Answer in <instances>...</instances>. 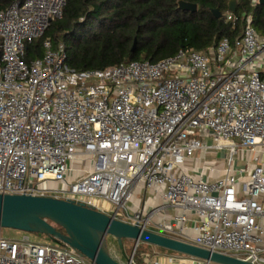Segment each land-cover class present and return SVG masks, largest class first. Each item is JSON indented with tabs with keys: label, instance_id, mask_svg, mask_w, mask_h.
Here are the masks:
<instances>
[{
	"label": "built area",
	"instance_id": "built-area-1",
	"mask_svg": "<svg viewBox=\"0 0 264 264\" xmlns=\"http://www.w3.org/2000/svg\"><path fill=\"white\" fill-rule=\"evenodd\" d=\"M65 4L19 0L0 11V194L73 201L264 264V36L252 15L239 37L208 53L180 49L157 62L76 73L64 42L54 47L46 39L44 55L26 61L27 45L62 17ZM227 20L238 18L229 12ZM219 151L230 158L218 179L186 170ZM239 152L249 155L243 166L234 165ZM75 162L87 166L78 172ZM141 186L161 202L133 207ZM133 241L122 264H216L151 244L138 261L144 243ZM0 264L96 263L24 232L0 235Z\"/></svg>",
	"mask_w": 264,
	"mask_h": 264
},
{
	"label": "trees",
	"instance_id": "trees-1",
	"mask_svg": "<svg viewBox=\"0 0 264 264\" xmlns=\"http://www.w3.org/2000/svg\"><path fill=\"white\" fill-rule=\"evenodd\" d=\"M17 1L0 0V11ZM183 1L197 4V10H181L179 0H66L62 17L27 45L25 59L31 62L41 58L46 39L54 47L64 42L66 63L77 73L101 71L131 61L157 62L180 49L208 53L220 40L239 37L247 14L252 15L255 29L264 36V5L259 2L236 0L234 14L238 20L233 23L227 20L230 0ZM214 9L220 10V18ZM141 248L135 256L138 261Z\"/></svg>",
	"mask_w": 264,
	"mask_h": 264
},
{
	"label": "water",
	"instance_id": "water-1",
	"mask_svg": "<svg viewBox=\"0 0 264 264\" xmlns=\"http://www.w3.org/2000/svg\"><path fill=\"white\" fill-rule=\"evenodd\" d=\"M179 8L195 12L197 4L179 0ZM264 5V0H259ZM237 9L236 0H230L229 12ZM220 18L222 13L214 9ZM136 47V41L133 50ZM1 53V50H0ZM64 231L58 230L55 225ZM46 234L52 241L61 242L82 253L96 264H122L108 250L109 235L116 238L126 256L124 239L138 240L159 248L212 261L216 264H253L250 261L201 248L194 244L142 229L99 212L84 204L53 197L25 194H0V229Z\"/></svg>",
	"mask_w": 264,
	"mask_h": 264
},
{
	"label": "rangeland",
	"instance_id": "rangeland-1",
	"mask_svg": "<svg viewBox=\"0 0 264 264\" xmlns=\"http://www.w3.org/2000/svg\"><path fill=\"white\" fill-rule=\"evenodd\" d=\"M70 40V37L66 39L68 42ZM213 58V57H211ZM70 68V67H69ZM70 70L73 71L72 68ZM77 73V72H76ZM215 153V159L219 162H223L227 164L229 162V155L227 151H219V152H214ZM249 155L248 153H242L239 152L236 154L233 159H234V165L235 166H243L247 161H248ZM87 164L84 162H75L73 164V167L76 169V171L80 172V170L85 167L86 168ZM55 186V184H54ZM57 186V185H56ZM59 186V184H58ZM24 232L15 230V229H10V228H2L0 229V235L4 238H17L21 236ZM30 236L32 237L33 240L39 242V243H44V244H50L53 243V241L46 235V234H40V233H30ZM107 246L108 250L110 251L112 256H115L116 258L119 259L121 263H125L127 259L131 257L133 247H134V241L129 240V239H124V248H125V253L126 256L121 252L118 242L115 237L109 235L107 238ZM159 248V247H158ZM158 250L164 252V249L159 248ZM150 251L149 247H145V245H142L141 252H147Z\"/></svg>",
	"mask_w": 264,
	"mask_h": 264
},
{
	"label": "crops",
	"instance_id": "crops-1",
	"mask_svg": "<svg viewBox=\"0 0 264 264\" xmlns=\"http://www.w3.org/2000/svg\"><path fill=\"white\" fill-rule=\"evenodd\" d=\"M185 167H186V170L192 175L199 176L202 172L208 180H214V179H218L224 174L226 164L223 162L217 161L215 159V154H210L208 158L204 160L201 159L196 162L188 163L186 164ZM144 200L147 205H156L161 202V199L159 198V196L153 189L146 190L145 187L141 186L136 191L134 202H133V207L139 206V204L142 205L144 203ZM262 200H264V196L262 197ZM191 224L192 223H189L190 226ZM190 233H193V232L190 231ZM143 245H145L146 248L149 247L151 250V246L149 244L144 243ZM164 252H174V251L164 249Z\"/></svg>",
	"mask_w": 264,
	"mask_h": 264
}]
</instances>
